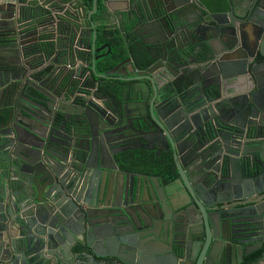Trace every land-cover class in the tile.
Segmentation results:
<instances>
[{"label": "water", "instance_id": "1", "mask_svg": "<svg viewBox=\"0 0 264 264\" xmlns=\"http://www.w3.org/2000/svg\"><path fill=\"white\" fill-rule=\"evenodd\" d=\"M115 30L129 56L99 73L110 46L95 44ZM136 40L144 67L127 50ZM262 87L263 0H107L100 13L96 0L89 12L78 0H0V264H165L153 249L126 256L139 230L156 219L165 230L164 205L244 199L235 212L249 204L259 218ZM131 142L169 152V184L121 167ZM192 221L213 230L209 213ZM213 246L195 264H227Z\"/></svg>", "mask_w": 264, "mask_h": 264}, {"label": "flooded vegetation", "instance_id": "2", "mask_svg": "<svg viewBox=\"0 0 264 264\" xmlns=\"http://www.w3.org/2000/svg\"><path fill=\"white\" fill-rule=\"evenodd\" d=\"M198 16L199 15L197 13H194L192 20ZM231 20L233 25L238 27V22H236L233 18H231ZM239 28L242 33L247 34L252 33L254 29H256V27L253 25L249 26L242 23L239 25ZM138 33L140 34L142 32L138 31ZM99 38L100 37H98L99 41L96 39L97 43L95 44V48L101 45H107L106 42H100ZM104 54L105 49L98 52L96 55ZM107 56L108 55L103 56L102 59L106 58ZM102 59H99L95 62L94 66L96 71L100 72L99 61ZM105 71L107 72V70ZM260 90L264 91L263 87L260 88ZM262 137L264 138V133L262 134ZM121 146L126 148L123 153H121L123 157H125V155L128 153L140 151L152 154V156L158 158L170 156L168 151H162L160 149H148L150 147L149 144L144 142H141V144H134L132 142L125 143ZM126 165L127 161L124 165H121V167L128 169L126 168ZM162 182L164 184L170 183V181L166 182L163 179ZM183 199L184 197L180 196L179 194V199L174 205L176 206L181 204ZM253 200L256 199L253 198ZM243 201L244 199L222 202L221 204L214 206L215 210H208L204 209L203 207V211H201L199 207H196L195 210L193 207H189L188 211H184L182 209L164 205L162 211L159 212V215H161L164 218L163 221L167 223L165 230L162 232L160 219H156V222H154L152 226L139 230L140 237L131 236L129 238L130 244L126 245L129 248V252L126 253V256L128 259H130V256H134V254L140 252L141 250H145V248H148L154 250V255L152 254L154 259L159 258L163 260L165 264H195L202 248L205 245L208 247L209 245L213 244V247L220 249L223 252V256L227 257V264H244L246 260L250 261L256 257L257 264L262 259H264V213L258 216L259 218H256L257 216L254 215V212H252L251 209L247 207L249 204H244L241 205V208H244V216L238 215L235 212L238 209L235 204L237 202L242 203ZM110 211L113 210L110 209L107 211V213H110ZM207 213H209V216L212 220V231L205 222L198 221L197 223L192 221L197 220L200 214L206 215ZM180 215L183 217L182 219L185 218L184 221H180V223H174V221L179 220L177 216ZM219 221L222 223V225ZM149 231H152L155 234H152ZM213 235L215 238L212 237ZM220 237H223L224 239L220 240ZM113 245L114 243L112 244V247ZM118 246L119 244L116 245L115 249H112L111 247V250L120 251L121 247L119 249ZM195 251L196 256L193 259L192 256ZM238 252L240 253L239 259L237 258ZM138 258L142 257L138 255ZM204 259L205 254L202 257L201 264H217L218 261V257L213 261L208 259L204 261ZM92 264H96V262L92 261ZM145 264H150V262L145 260Z\"/></svg>", "mask_w": 264, "mask_h": 264}, {"label": "trees", "instance_id": "3", "mask_svg": "<svg viewBox=\"0 0 264 264\" xmlns=\"http://www.w3.org/2000/svg\"><path fill=\"white\" fill-rule=\"evenodd\" d=\"M83 8L89 12L91 9L92 0H78ZM107 0H96V13L102 11V5ZM100 42H106L110 48L122 46V39L119 33L115 30L109 37H100ZM127 50L130 52L135 64L138 67L146 65V54L143 45L138 42H129ZM127 161L126 168L136 172L159 175L166 182L171 181L175 177V172L170 156L158 158L152 154L145 152L128 153L125 155ZM257 257L247 261L244 264H256Z\"/></svg>", "mask_w": 264, "mask_h": 264}, {"label": "crops", "instance_id": "4", "mask_svg": "<svg viewBox=\"0 0 264 264\" xmlns=\"http://www.w3.org/2000/svg\"><path fill=\"white\" fill-rule=\"evenodd\" d=\"M94 21L97 20V18L93 19ZM102 29V28H98ZM125 30H129V27L125 26ZM142 34V33H140ZM131 40V39H129ZM124 41L122 39V44H124ZM136 42L140 43L139 40H136ZM100 44V43H99ZM108 56L106 58H103L101 61H99V73H104L107 71H110V69L117 64L118 62L126 59L129 55L126 53L125 47L122 45L121 47H116V48H111L109 53L107 54Z\"/></svg>", "mask_w": 264, "mask_h": 264}]
</instances>
